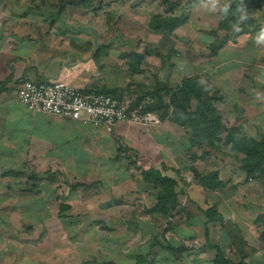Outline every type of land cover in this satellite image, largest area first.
<instances>
[{
	"label": "crops",
	"instance_id": "1",
	"mask_svg": "<svg viewBox=\"0 0 264 264\" xmlns=\"http://www.w3.org/2000/svg\"><path fill=\"white\" fill-rule=\"evenodd\" d=\"M134 1V7L146 13V20L140 24L142 32L135 30L128 34L104 35V38L93 33L56 32L50 25L45 28L34 20L24 21L25 18L16 19L10 15L6 18L0 14V201L15 200L20 182L16 176L23 170L32 175L48 172L39 185L55 183L54 174L72 181H64V192L61 190L63 193L59 192V197L52 199L60 204L54 214L57 225L51 226L48 221L52 215L47 205L51 201L49 194L26 195L33 209L28 208L26 213L37 220L33 225H10L6 218L17 217L20 211L0 210V264H212L213 247L219 248L231 264H264L263 179L259 178L255 183L246 174L243 177L239 173L228 177L226 172L222 175V171H217L216 166L205 167V161H202L195 164V169L202 176L216 171L218 182L223 186L209 191L194 177L187 179L184 186L179 179L190 167L186 156L189 153L188 135L182 127L167 119L160 120L156 114L143 113V109L154 102L152 94L158 90V85L176 91L183 79L198 77L214 93L221 115L222 109L230 112L226 121L232 126L242 123L240 107L246 106L240 104V93L254 91L255 79L259 75L262 78L260 72L253 73L244 62L254 51L247 44L259 32L253 33L251 29L252 32L244 37L228 36L231 41L233 38L232 43L227 40L216 54H211L209 48L216 38L209 34L213 32L209 29L216 30L222 9L233 1L216 0L215 22L201 28L200 33L187 27L184 35L187 55L179 64L170 63L164 59L180 47L174 38L177 29L165 37V32L151 27V22L161 15L158 14V0ZM211 1L188 0L187 7L193 6L194 10L197 5H202L207 9L211 8ZM257 1L256 8L264 7V0ZM29 5L21 6L28 8ZM23 8L17 2L0 3L1 11ZM166 9V15L174 16L171 7L168 14ZM263 19L260 13L249 24L263 22L261 26L264 27ZM187 20L181 27L190 23ZM163 40L169 45L163 51L158 50V42ZM196 40L200 45L195 43ZM240 40L244 41L243 45ZM100 41H107V44H99ZM254 57L256 64L262 60L256 53ZM23 81L65 82L82 92H101L124 102L131 116L150 114L156 117L158 125L121 123L107 133L77 122L34 114L17 99V89ZM250 105L256 107L259 102ZM150 169L176 182L179 205L167 218L153 214L156 196L152 191L149 194V187L141 176L142 171ZM118 171L121 178L115 177ZM30 181L35 185V179ZM136 184L139 188L135 191ZM105 188L112 191L107 192ZM125 189L128 192L122 195ZM83 190L94 191L86 196ZM72 197L78 198L74 205L70 204ZM148 197L152 198V203L148 201L147 204ZM99 201L106 204L101 211L94 209L97 215L93 217L101 212L102 217L124 218L125 226L134 225L139 231L145 225L150 229L149 233L154 232L159 238L169 233L172 240L160 248V245L154 246L155 242H134L130 230L125 228L122 241L94 248L85 233L91 229L97 233L102 223L95 220L94 224L83 227L79 220L88 217ZM212 207L221 221L207 223L202 211ZM156 216L158 227L150 222L151 217ZM196 225H200L203 236L202 254L197 257L187 245L195 236ZM135 235L142 236L140 232ZM167 246L172 250L165 249ZM212 252L214 255L210 257Z\"/></svg>",
	"mask_w": 264,
	"mask_h": 264
},
{
	"label": "rangeland",
	"instance_id": "2",
	"mask_svg": "<svg viewBox=\"0 0 264 264\" xmlns=\"http://www.w3.org/2000/svg\"><path fill=\"white\" fill-rule=\"evenodd\" d=\"M79 1L81 0H0L1 2H7V4L12 3H19L20 7H24L23 9L19 10H0L1 16L3 17H9L12 16L13 18L16 17V19H22L25 18L24 21H31L34 20V23L37 25H40L42 27L48 28L49 25L50 27L58 32H64V33H83V34H98L100 38H104V35H111V34H128L130 32H133L136 30L142 32V26L140 24H143L146 19L145 18V12H140L137 8L134 7L136 1H131L129 0H90V2H85L88 4L87 6L80 5L78 6L77 4L80 3ZM150 1V0H149ZM240 3H242L243 6V12L246 13L247 18L243 21V25H241V28L238 32H246L250 31L252 32L251 29H253V33L259 32L262 28L261 25L263 22L259 23V25L252 24L250 26V20L255 19L262 13V17L264 16V10L262 11L264 7L260 6V8H256L257 6V0H235ZM117 2H119L117 4ZM169 3L168 5H163L161 4V0H158V14H161L160 16L163 17H168L169 15L165 14V9H169L171 5H174L172 7L173 9V14L176 17H186L188 20V25H185V27H181L182 23L179 24V27L177 28L176 32H174V38L175 40L179 41V48H176V50L173 53L172 56H168V58H165L166 62L170 63H177L179 64L183 59H185L186 54V45H187V39L185 38V33L187 32L185 29L187 27L190 28H195V31L200 33L201 28H205L206 25H210L214 23V16L215 14L213 13L214 11L212 10L213 4L212 1L210 2L211 8L204 9L202 5H197L194 10H192V7L189 9L187 7L188 0H167ZM264 2V1H263ZM31 4L29 5L28 8H25V4ZM217 3V1H216ZM141 4V3H139ZM168 6V7H167ZM175 6H177L175 8ZM217 6V5H216ZM215 6V7H216ZM166 7V8H165ZM166 9V10H167ZM2 12V13H1ZM27 16L29 17L28 19ZM139 19V20H136ZM62 20L60 23L59 21ZM264 21V19H263ZM62 23V24H61ZM192 23V25H191ZM250 23V24H249ZM152 24V22H151ZM150 24V25H151ZM156 24V23H155ZM23 26V25H21ZM208 27V26H207ZM189 28V29H190ZM194 30V29H193ZM209 30L214 31L213 28H210ZM186 31V32H185ZM235 32V33H234ZM163 33V32H162ZM234 33V34H233ZM237 31L229 32L226 34H218L217 32L209 33L214 36V38L218 39L219 41H222L225 39V37H234ZM220 35L219 37L217 36ZM258 34V33H257ZM165 37H169L167 34L164 35ZM244 37V36H242ZM165 39V38H164ZM252 39V38H251ZM229 40V39H228ZM254 43H253V41ZM250 40V42L247 44L249 45L248 47L253 48V52L251 53V58L248 60H244L246 62V65L249 67L251 71L254 73L261 74V79L260 75L258 79H255V82L253 83L255 86L254 91H251L250 93H240V104L241 106H246L244 108L240 107L241 113L240 115L243 118V122L238 124L239 126L242 127L243 131L245 134L250 137V139L254 140L255 142L259 143L260 139H264V45L263 44H256L255 39L253 38ZM231 40H229L230 42ZM233 41V38H232ZM231 41V43H232ZM240 45H243L244 41L240 40ZM158 50H164L165 46L168 47V43L163 40L161 42H158ZM197 45H200V41H195ZM99 44H107V41H100ZM257 47H256V46ZM166 47V48H167ZM201 48V47H200ZM257 48V49H256ZM170 50V49H169ZM173 51V50H172ZM195 51V50H194ZM257 51V52H256ZM256 53V56L261 58L262 60L257 63H255V57L254 54ZM194 54H197L194 52ZM256 65V66H254ZM256 70V71H255ZM209 94L214 95V93L209 89ZM259 102V105L254 107L250 105L251 103H256ZM250 105V106H248ZM192 109H194V105H191ZM223 111V121L225 122L226 125L231 127V123L227 122L226 119H228L230 112H228L225 108L222 109ZM230 111V109H229ZM238 115V114H237ZM239 117V115H238ZM188 137L191 135V131L189 129H183ZM258 134L262 135L260 137H254L255 135L257 136ZM251 135V136H250ZM243 156L239 154L233 153L231 150H229L228 147L225 146H218L217 149H215L214 153L211 154L208 159L205 160V167L209 166L210 168H217V171H222L220 172L223 175V172H226L227 176L229 177L230 175L233 174H241L243 177H245V172L242 171L241 165H243L242 161ZM207 162V163H206ZM224 162L228 163L224 165ZM186 164V163H185ZM187 167V165H186ZM187 172L184 174L185 176L180 178V182L186 186V180H193L192 179V174L189 173V169L187 168ZM125 172V171H124ZM123 172V173H124ZM211 172H216V171H211ZM34 174V173H33ZM116 178H121L120 171H118V174H115ZM128 174H125L127 176ZM48 176L47 173L43 174H34L32 175L29 171L26 173L25 170L22 171V173H18L16 177L19 178V184L16 188H18V195H16L14 201H9V200H1L0 201V210L1 211H7L9 209L13 210H18L20 211V215L17 217L13 218H6L7 222L9 221L10 225H22V226H28V225H33L32 223H36L37 220L34 221L33 217L29 216L26 212L28 208H30L31 202H28L27 200V194H35V196H38L40 194H49V199L51 201L47 204L49 205V212L50 218H48L49 223L51 226L57 225L56 218L54 214L57 212V208L60 205L58 200H52L53 197H59L58 193L61 192L63 193L65 189V186L63 185L64 181H67V183H71V179L67 178H62L58 176L57 174H54L55 178V183H45V185H39L41 183V179H45ZM128 177V176H127ZM137 175L134 176L136 178ZM263 179V184H264V177H261ZM260 178V180H261ZM30 179H35V185L32 184L33 181H30ZM252 179V178H250ZM40 182H39V181ZM258 181L257 179H252V182ZM133 182V181H132ZM135 183V180H134ZM134 186V185H133ZM34 187V188H33ZM56 188L59 191L53 190ZM67 188H70L69 186ZM139 186L136 184L134 186L133 190H137ZM8 189V187L6 188ZM150 189V188H149ZM63 190V192L61 191ZM108 191H112L111 189H106ZM84 193L87 195L91 194L92 191H85L83 190ZM152 192L153 196H156V191L153 190H148L149 194ZM183 191V190H182ZM128 192L127 189L124 190L122 195H126ZM6 193V191H5ZM134 193V192H131ZM17 194V193H15ZM57 195V196H56ZM152 196V197H153ZM88 198V197H87ZM78 198H71V205H74L75 201H77ZM181 200V199H180ZM42 201V200H41ZM148 201L152 203L151 201L152 198L148 197L147 199V204ZM182 201V200H181ZM37 204V202L35 203ZM106 202H98L95 203V207H93V211H90V213L87 214L88 217H83L79 220L81 225L83 227H88L90 224H94L95 220L99 221L102 223V225L98 226V232L95 233L93 229L90 231L86 232V238H89L91 241V244L94 248L101 247V244L105 243H110V242H119L122 241V237L124 235V229L130 230V237L131 241L138 242V241H146V242H155L157 241L159 243V247L165 246L167 242H170L172 240L171 234H167L166 237L159 238L158 234L156 233H149L150 229H148L145 225L142 226L141 230H137L134 225H129L125 226L123 220L124 218H106L102 217L101 212H99V216H92V215H97V211L94 209L99 208L100 211L103 209L104 205ZM202 204V203H200ZM43 205V202L41 203ZM29 210H33L30 208ZM16 215V213H15ZM158 215V214H157ZM90 216V217H89ZM152 220L150 222L152 225H155L158 227V216L156 217H151ZM160 220V219H159ZM180 222L182 220H179ZM178 221V222H179ZM6 222V223H7ZM187 226V225H186ZM96 227V224L93 226ZM148 230H147V229ZM197 228V231H195V236L193 235V238L190 239V244H186L188 246H191L189 251H193V255L199 256L202 254V244H203V236H202V230L200 225H196L195 229ZM136 232H140L142 236L136 237ZM151 232V231H150ZM95 236H97V239H95ZM188 236V235H186ZM185 237V236H184ZM142 238V239H141ZM186 240V239H185ZM214 252L210 254V257H213ZM204 258H207L206 256H203ZM194 260V257L192 258ZM196 261V259H195ZM184 262H187L186 260ZM179 263H182L181 261Z\"/></svg>",
	"mask_w": 264,
	"mask_h": 264
},
{
	"label": "trees",
	"instance_id": "3",
	"mask_svg": "<svg viewBox=\"0 0 264 264\" xmlns=\"http://www.w3.org/2000/svg\"><path fill=\"white\" fill-rule=\"evenodd\" d=\"M86 1L90 2V0H81L77 5L87 6ZM161 1L167 3L166 0ZM174 5H171V8ZM226 6L228 11L227 13L221 12L220 23L213 31L215 33L233 32L236 31V27L241 28V25L244 24V20H240L244 5L233 0ZM170 12V8L166 10L167 14ZM186 20V17L180 18L169 15L163 19V17L158 16V19H155L154 23L152 22L151 27L157 28L158 32L171 34L179 27V24L183 22L181 24L183 25ZM246 34H250V31L242 33L237 31L235 37ZM227 40V37L222 41L216 39L209 48L210 53L216 54L219 46L224 42L226 43ZM152 96L155 98L154 102L145 107L143 113L156 114L160 120L167 119L183 129L191 131V135L188 137L189 153L186 156L190 163L189 170L202 188L216 191L223 186L221 182H218L216 172L202 176L195 169V164L208 159L218 146L228 147L233 153L243 156L241 169L247 178L259 179L264 177V139H260L257 143L245 134L241 126L229 127L226 125L223 116L216 107L215 97L209 94L206 83L201 79L198 77L183 79L176 91H168L158 85V90L154 91ZM191 105H194V109L190 108ZM141 176L150 188L149 190L156 191L155 203L152 208L153 214H160L167 218L171 211L177 210L179 194L175 193L176 182L170 178L161 177L158 171L152 169L142 171ZM62 208L67 209L65 206ZM202 213L205 215L207 223L221 221L215 207L202 211ZM214 215L215 217H213ZM158 245L159 243L155 241L154 246L158 247ZM165 249L172 250L169 246ZM212 249L215 250L212 264H231L223 257L219 248L213 247Z\"/></svg>",
	"mask_w": 264,
	"mask_h": 264
},
{
	"label": "built area",
	"instance_id": "4",
	"mask_svg": "<svg viewBox=\"0 0 264 264\" xmlns=\"http://www.w3.org/2000/svg\"><path fill=\"white\" fill-rule=\"evenodd\" d=\"M17 99L27 111L77 122L110 133L121 123L158 125L150 114L131 116L124 102L101 92H82L65 82L23 81Z\"/></svg>",
	"mask_w": 264,
	"mask_h": 264
},
{
	"label": "clouds",
	"instance_id": "5",
	"mask_svg": "<svg viewBox=\"0 0 264 264\" xmlns=\"http://www.w3.org/2000/svg\"><path fill=\"white\" fill-rule=\"evenodd\" d=\"M212 4H213V8H212V10H215L216 0H212ZM222 11L225 12V13H227V11H228V7L225 6V7L222 9ZM246 18H247L246 13H244V12L242 11V15H241V17H240V20L243 21V20H245ZM235 30H236V31H239L240 29H239V27H236ZM255 42H256V44H258V45H259V44H264V28H262V29L259 31V33L257 34V36L255 37Z\"/></svg>",
	"mask_w": 264,
	"mask_h": 264
}]
</instances>
